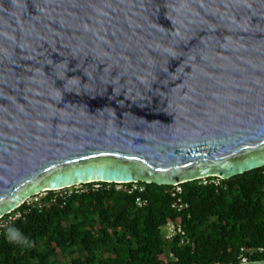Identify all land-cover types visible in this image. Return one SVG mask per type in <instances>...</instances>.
<instances>
[{"label": "water", "instance_id": "95a60500", "mask_svg": "<svg viewBox=\"0 0 264 264\" xmlns=\"http://www.w3.org/2000/svg\"><path fill=\"white\" fill-rule=\"evenodd\" d=\"M259 171L264 0H0V219Z\"/></svg>", "mask_w": 264, "mask_h": 264}, {"label": "trees", "instance_id": "16d2710c", "mask_svg": "<svg viewBox=\"0 0 264 264\" xmlns=\"http://www.w3.org/2000/svg\"><path fill=\"white\" fill-rule=\"evenodd\" d=\"M207 181L208 184H205ZM218 183V185H216ZM90 184L23 204L0 222V264H243L264 261V171L175 187ZM146 201L139 207L137 200ZM181 200L183 211L174 205ZM47 203L50 205L47 206ZM182 236L166 240L169 224ZM16 229L22 240L9 239ZM164 256V261L162 257Z\"/></svg>", "mask_w": 264, "mask_h": 264}, {"label": "built area", "instance_id": "2783aa9c", "mask_svg": "<svg viewBox=\"0 0 264 264\" xmlns=\"http://www.w3.org/2000/svg\"><path fill=\"white\" fill-rule=\"evenodd\" d=\"M205 184H208L207 181H205ZM216 185H218V183H216ZM71 189H73V188H71ZM74 189H76V188H74ZM138 190H140V192H143L144 189L143 188H139L138 185H133V187L129 190V193H134L135 191H138ZM54 193H55V195H54L53 199L51 200L52 203H56L58 199H67V197L71 196L73 192L70 191V189H65V190L55 191ZM44 194H46V193H44ZM34 198H36V200L33 203H30V200L26 201V203H28L29 205L37 203L39 208L44 206L41 203L43 198L42 199H38V196H36ZM137 204L139 205V207H143L147 203H146V201H143L142 199H139V200H137ZM49 205L50 204L47 203V206H49ZM174 207L177 210H179V211H183L186 208H188V205H186L181 200H179L174 205ZM9 215H11V214H9ZM21 217H22V215L19 213L15 217L9 218V220H8L9 222H0V228L4 227L5 225L10 224L11 222H14L15 220H17V219H19ZM2 219H0V221ZM164 233H165L166 240H168V241H171L175 237L181 235L182 236L181 243L182 244H190V240L188 239L187 233L185 231H183V228H182L181 225L177 226V225L171 223L164 229Z\"/></svg>", "mask_w": 264, "mask_h": 264}, {"label": "clouds", "instance_id": "9594fccd", "mask_svg": "<svg viewBox=\"0 0 264 264\" xmlns=\"http://www.w3.org/2000/svg\"><path fill=\"white\" fill-rule=\"evenodd\" d=\"M8 233H9V239L13 242H17V243L23 242L24 244L29 243V241H27L26 239L22 240L20 233L16 229H9Z\"/></svg>", "mask_w": 264, "mask_h": 264}, {"label": "rangeland", "instance_id": "374dc122", "mask_svg": "<svg viewBox=\"0 0 264 264\" xmlns=\"http://www.w3.org/2000/svg\"><path fill=\"white\" fill-rule=\"evenodd\" d=\"M81 189H82V186L76 187V190H80V191H81ZM70 191H72V189H70ZM45 195H46V194H41V195H39V196H38V199H42ZM35 200H36V198L31 199V200H30V203H33ZM163 259H164V256L162 257V260H163ZM163 261H164V260H163ZM243 262L245 263V262H248V261H247V260H244Z\"/></svg>", "mask_w": 264, "mask_h": 264}, {"label": "bare ground", "instance_id": "6f19581e", "mask_svg": "<svg viewBox=\"0 0 264 264\" xmlns=\"http://www.w3.org/2000/svg\"><path fill=\"white\" fill-rule=\"evenodd\" d=\"M25 203H26V202H25ZM19 208H20V207H19ZM19 208H18V209H19ZM18 209H17V210H18Z\"/></svg>", "mask_w": 264, "mask_h": 264}]
</instances>
